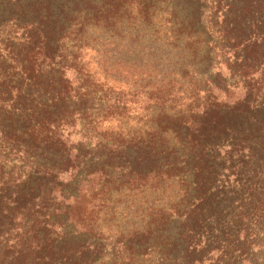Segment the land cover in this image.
I'll list each match as a JSON object with an SVG mask.
<instances>
[{
	"label": "trees",
	"instance_id": "1",
	"mask_svg": "<svg viewBox=\"0 0 264 264\" xmlns=\"http://www.w3.org/2000/svg\"><path fill=\"white\" fill-rule=\"evenodd\" d=\"M0 264H264V0H0Z\"/></svg>",
	"mask_w": 264,
	"mask_h": 264
}]
</instances>
